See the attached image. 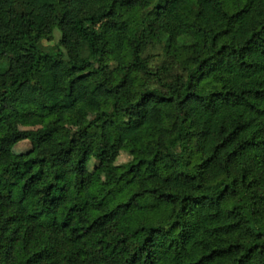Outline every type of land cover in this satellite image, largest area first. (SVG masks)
Listing matches in <instances>:
<instances>
[{
  "label": "trees",
  "instance_id": "16d2710c",
  "mask_svg": "<svg viewBox=\"0 0 264 264\" xmlns=\"http://www.w3.org/2000/svg\"><path fill=\"white\" fill-rule=\"evenodd\" d=\"M0 264H264V0H0Z\"/></svg>",
  "mask_w": 264,
  "mask_h": 264
},
{
  "label": "rangeland",
  "instance_id": "374dc122",
  "mask_svg": "<svg viewBox=\"0 0 264 264\" xmlns=\"http://www.w3.org/2000/svg\"><path fill=\"white\" fill-rule=\"evenodd\" d=\"M61 33L59 30H54L53 32L47 34L45 40H44V45L47 48H51V47H56L60 40H61ZM155 54L157 53L156 51L154 52ZM155 60H158L155 59ZM83 113L88 117V118H92L95 115L94 111H91L89 109H84ZM66 125L67 127H69L70 129H72L73 131L76 130L77 128V124L75 122V120H73L71 117H67L66 118ZM42 123L39 119H35L32 121H22L19 124V128L23 131H30V130H38L39 128H41ZM32 150V144L29 141H23L18 143L14 149L13 152L16 155H23V154H27L28 152H30ZM131 160L129 154L125 151L121 152L118 162V165H123L128 163ZM93 166V165H92Z\"/></svg>",
  "mask_w": 264,
  "mask_h": 264
}]
</instances>
